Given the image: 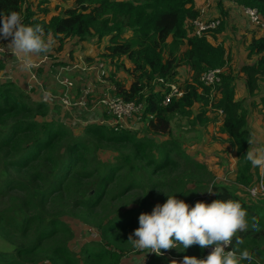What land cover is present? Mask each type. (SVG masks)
I'll return each instance as SVG.
<instances>
[{"label":"trees","instance_id":"1","mask_svg":"<svg viewBox=\"0 0 264 264\" xmlns=\"http://www.w3.org/2000/svg\"><path fill=\"white\" fill-rule=\"evenodd\" d=\"M27 1L0 0V13L16 11L26 25L41 24L57 41V53L70 38L77 44L107 40L101 57L109 64L125 59L118 66L130 78L128 84L108 78V95L143 103L144 124H89L75 131L58 106L36 102L14 82L0 81V264H120L136 251L128 237L141 213L165 203L167 194L188 203L210 188L208 204L236 200L250 222L259 221L260 232L249 228L238 234L242 244L234 237L230 246L247 248L254 264H264V198L247 194L260 177L244 156L252 132L248 107H257L256 97L264 121V35L251 32L247 62L232 69L222 43L192 35L190 22L199 15L194 0H74L49 20V9L40 7L44 0L35 9ZM231 1L256 9L264 21V0ZM219 14L224 18V11ZM223 27L221 22L211 32L214 40ZM182 68L189 73L182 97L162 105V83L175 82ZM217 68H224L220 83L203 86L202 73ZM239 80L244 98L236 96ZM173 121L181 132H198L201 143V130L218 126L236 157L229 182L213 183L211 171L194 159L199 152L191 155L185 146L189 139L171 136ZM72 225L95 231L97 239L72 250ZM206 249H174L173 259L154 256L148 264L203 259Z\"/></svg>","mask_w":264,"mask_h":264},{"label":"clouds","instance_id":"2","mask_svg":"<svg viewBox=\"0 0 264 264\" xmlns=\"http://www.w3.org/2000/svg\"><path fill=\"white\" fill-rule=\"evenodd\" d=\"M196 10L200 11L198 8ZM215 16L220 24V15ZM190 27L192 28L191 22ZM256 29L254 28V32L264 35L259 29L255 31ZM203 37L209 42L212 39L211 33ZM0 40L10 41L7 45L0 44V53L4 56L6 52L12 54L25 71L34 66V57L46 55L52 48V41L47 38L44 27L41 24L26 25L21 14L16 11L0 13ZM223 72L224 68H222V74ZM164 84L162 83L161 88ZM181 88L184 90V87ZM135 125L137 124L135 123L132 128ZM247 143L250 147L244 155L246 161L250 162L253 167L264 168V146H257L254 132L249 133ZM236 150H239L238 144ZM207 192L212 193V188ZM167 196L166 202L162 205L156 204L151 213L139 215V227L128 237V242L136 249L131 254H138L137 250H139L146 254L155 253L157 256H163L164 251L167 250L184 251L198 245L202 250L212 247V251L206 258L184 256L183 260H172L171 264H241L243 261L247 264H254L253 253L247 248L242 251H238L237 247L231 251L225 250L232 244L234 237L237 246L243 243L239 233L246 232L249 228L253 232L261 231L259 221L252 217L250 222L247 210L239 201L214 200L211 204L197 201L194 206L190 207L184 200L177 199L175 195L167 194ZM126 205L131 206V202Z\"/></svg>","mask_w":264,"mask_h":264},{"label":"rangeland","instance_id":"3","mask_svg":"<svg viewBox=\"0 0 264 264\" xmlns=\"http://www.w3.org/2000/svg\"><path fill=\"white\" fill-rule=\"evenodd\" d=\"M44 1L45 3L40 5V7L41 8L47 7L49 9L48 13L45 15V19L49 20L52 16L59 14L63 9H67L71 7V4L73 3L74 0H44ZM221 1L227 3L229 0L228 1L212 0L210 4L204 3L203 5L198 7V9L203 10L204 16H206L207 14H210L208 12V9L218 10L221 7V3H220ZM40 2L41 0H28L26 4L31 3L33 9H35L34 5H37ZM38 15L39 17H41V14ZM234 23H235L234 26L230 25L228 27H225L223 21L224 27L222 30V32L226 35L227 42L225 44L226 47L225 49L230 54L231 57L230 66L232 69H236L237 67H240L242 64L247 62L245 58L247 55L246 48L251 40L250 34L252 31H254L255 28L252 24H250L248 18L245 17L241 12H240V19L236 20V22ZM255 31H257V29ZM47 38L51 39L52 48L48 54L42 56H47L49 58V62L52 63L55 59H57V57L55 56L59 54L55 51V48L57 47V41L55 39H52L50 36H48ZM106 41L107 40L104 39L103 41L98 43L96 39H93L92 41L89 42H79V44H77L74 41V38L65 40L63 42L61 52L62 55L70 54V56H68L67 59L68 64L60 62L61 63L60 65H63L66 74L71 73L72 76L70 79L69 77L65 78L58 74L56 83L61 85L60 82L62 81L72 82L74 84V90L76 93H78L80 89L84 87H88L90 89L95 88L99 91L98 96L100 97H103L104 95L109 94L110 92L109 88H107L110 85L108 78H113V79L116 78V80H121L124 83L128 84L130 78L126 74H124L123 71L118 66V63L124 62L125 64H127L125 59H123L122 57L116 58L114 62H110L109 64L107 60L101 57L103 53L102 46L106 44ZM188 77H189V73L187 72V68H182L179 72V76L176 78V81L173 83L180 87H184L183 82L187 80ZM241 87H242L241 80H239L237 82V88H236V92H237L236 96L238 98L245 97V92L243 93ZM28 94L31 97V94L30 93ZM254 100H256L258 105L256 108L248 107L249 123H250L249 125L252 132L255 133L257 146H264V121L262 120L263 114L259 110L261 107V105L259 104V99L256 97ZM47 104L49 106H54L56 105V101L49 100L47 101ZM138 121L141 125L144 124L143 122H141L144 120H140V119L135 121V123H137ZM179 123L180 124L178 128H182L181 129L182 131L185 130L186 125L184 121L181 120ZM174 125H176L175 121H173L171 124V136L178 137L179 135H181L185 137V139H189L187 142H185V146L188 147V150H190L191 155H193L196 151L199 152V153L197 152L198 154L194 157V159L197 162L204 163L207 166L208 170L211 171V173L214 175L213 183L229 182L232 178L230 173L235 169L236 157H235V152L229 146V140H227V137L220 135L218 133V126L210 125L205 130H201V134L204 137L203 142L201 143L199 141L201 137H199L198 132L184 133L179 131L178 128L176 129ZM190 142H192V144H190ZM257 168L259 172V167ZM211 197H212L211 193H207L204 196L195 197L194 199H192L193 201L190 200L188 204L192 202V206H194L197 201H202L207 203L211 199ZM72 227L75 231V241L72 242L70 248L74 251L79 250L80 243L92 239L93 240L97 239L95 231L89 232L87 228L82 227L81 225L80 226L72 225ZM80 236H82L81 239L82 241H80ZM3 247L4 244L0 240V248ZM137 251L138 254H131L128 256L131 258L129 264L135 259L136 255L139 258L142 251L139 250ZM203 258H206V256H203Z\"/></svg>","mask_w":264,"mask_h":264},{"label":"built area","instance_id":"4","mask_svg":"<svg viewBox=\"0 0 264 264\" xmlns=\"http://www.w3.org/2000/svg\"><path fill=\"white\" fill-rule=\"evenodd\" d=\"M240 9L243 15L248 18L250 24L259 29L261 34H264V22L261 20L256 9L244 7H241ZM218 25L219 19L216 18L215 15L204 16L203 10H200L199 15L191 21L193 35L197 37L207 36L209 32L214 30ZM3 55V53H0V57ZM49 64L50 62L47 56H40L34 63L32 69L38 67L44 68ZM221 74L222 69L205 71L200 77V82L203 86L213 87L220 83ZM6 77V80H11L8 76ZM31 78L34 79V75H31ZM0 81H5V78H2L1 69ZM159 82L162 81L159 80ZM60 84L64 87L62 91L59 94H45L43 101L45 103L49 100L56 101V106L61 109L64 115L66 114V121L75 131L82 129L89 124L109 126L119 124L125 128H131L135 124V121L142 117L145 110L143 103H136L134 101L127 102L121 98L112 97L108 94L95 101V98H93V91L88 87H84L76 93L72 82L62 81ZM161 90L165 93L162 100V105L164 106L169 104L173 99L181 98L184 91L183 88L174 83L164 84V87L161 88ZM94 112H97L98 114L94 115ZM259 177L257 183L247 190L248 196L252 199H257L259 197L264 198V168L259 167ZM189 206H192V202ZM171 250H162L164 251L163 256L169 257V251ZM225 250L231 251V246L227 247ZM211 251L212 247L205 251V256L207 257ZM154 256L157 255L155 253L146 254L142 251L139 258L136 255L135 259H137H134L130 264H148ZM130 261L131 258L129 257V262ZM120 264L124 263L122 262Z\"/></svg>","mask_w":264,"mask_h":264},{"label":"crops","instance_id":"5","mask_svg":"<svg viewBox=\"0 0 264 264\" xmlns=\"http://www.w3.org/2000/svg\"><path fill=\"white\" fill-rule=\"evenodd\" d=\"M211 1L212 0H194L195 7L198 8L204 3L210 4ZM220 3L221 7L218 10L208 9V12L210 15H220V10L224 11V18L221 17L222 23L224 21L225 27L230 25L234 26V22L240 19L241 9L231 1H228L227 3L221 1ZM210 40L212 44L222 43L223 47L226 48L225 44L227 40L226 35L223 32L217 34L216 40H214L213 37ZM9 42V40H0V44L2 45H7ZM68 56H70V54L62 55V52H59V54L55 56L57 59L53 61L54 63H50L49 66L44 68H31L30 70L25 71L20 67L19 62L12 56V54L6 53L5 56L3 55L0 57V62H2V68L0 67L2 78H5V81H8L6 80V76H8L11 78L9 81L14 82L21 89L30 93L33 100L36 102H43L45 94H57L62 90V86L56 83L58 74L65 78L69 77L71 79L72 74H66L65 68L63 65H60L61 63L68 64ZM38 57L40 56L34 57V63L38 60ZM31 75H34V79L31 78ZM107 88L110 90V85ZM91 90L93 91V98H95L99 91L95 88ZM93 114L95 115L98 113L94 112ZM136 128L138 129L139 127ZM123 263L128 264L129 257L125 258Z\"/></svg>","mask_w":264,"mask_h":264},{"label":"water","instance_id":"6","mask_svg":"<svg viewBox=\"0 0 264 264\" xmlns=\"http://www.w3.org/2000/svg\"><path fill=\"white\" fill-rule=\"evenodd\" d=\"M136 127H139L138 125H135L134 127H133V129H137Z\"/></svg>","mask_w":264,"mask_h":264}]
</instances>
